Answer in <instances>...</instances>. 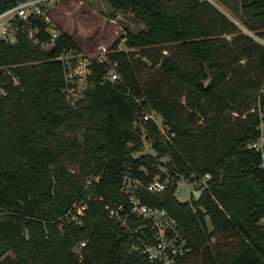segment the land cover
I'll use <instances>...</instances> for the list:
<instances>
[{"label": "trees", "instance_id": "16d2710c", "mask_svg": "<svg viewBox=\"0 0 264 264\" xmlns=\"http://www.w3.org/2000/svg\"><path fill=\"white\" fill-rule=\"evenodd\" d=\"M17 1L0 0V11ZM108 1L146 27L123 36L130 50L120 40L111 47L122 79L103 82L107 64L95 61L76 103L63 90L64 64L56 58L77 48L71 34L62 32L49 50L25 35L16 44L0 40V60L21 76L6 95L0 91V264H159L107 207L125 200L128 172L145 182L171 179L165 191L141 195L176 218L192 253L224 231L238 238L228 254L210 251L206 264H264V167L261 153L247 147L264 117V43L209 0ZM244 6L264 18V0ZM243 21L264 38V25ZM38 23L49 38L42 17ZM145 57L159 73L143 79ZM152 109L167 133L144 119ZM144 128L158 155H135L145 150ZM207 173L199 199L176 196L181 176ZM78 199L88 203L81 221L68 215Z\"/></svg>", "mask_w": 264, "mask_h": 264}, {"label": "built area", "instance_id": "2783aa9c", "mask_svg": "<svg viewBox=\"0 0 264 264\" xmlns=\"http://www.w3.org/2000/svg\"><path fill=\"white\" fill-rule=\"evenodd\" d=\"M60 1L18 0L12 3L8 8L0 11V40L16 44L25 35L40 49H51L61 34L53 26V9ZM209 1L215 2V0ZM40 17L46 23V30L50 32L49 38L43 39L39 34L38 19ZM102 49V53L90 58L79 54L77 48L64 47L56 56L64 64L66 84L63 90L69 101L73 103L79 101L82 97L78 95V92L84 95L89 86V75L92 73V65L95 61L107 64L103 82L122 79L119 62L110 56L112 51H109L106 46H103ZM14 67L15 65L3 63L0 60V91L3 95L8 93L7 84L9 82L15 85L21 82V76ZM81 83H84L85 86H81ZM157 114L155 109L146 110L144 111V119L152 118L159 122ZM162 125H164L163 121ZM161 128L164 132L168 130L166 125L161 126ZM258 130L260 132L259 137L250 141L247 147L261 153V165L264 167V117L258 125ZM211 177V173H207L202 178L194 179L192 182L196 189H201L206 186ZM98 179L99 176L94 177V180ZM92 180L93 178L88 181L87 186ZM170 183V178L163 179L160 176H155L150 181L145 182L142 178L128 172L124 175L122 186L125 200L119 203L115 202V205L107 204L110 215L122 222L131 237L135 239L136 247L145 253L151 261L159 264H175L194 250L190 238L181 229L176 218L165 207L147 204L142 198V190L152 194L161 193L167 189ZM126 205H131L130 210H127ZM87 207L88 203L85 200L78 199L73 203L68 215H71L76 221H81ZM85 244L86 240H82L76 245V249L80 250Z\"/></svg>", "mask_w": 264, "mask_h": 264}, {"label": "rangeland", "instance_id": "374dc122", "mask_svg": "<svg viewBox=\"0 0 264 264\" xmlns=\"http://www.w3.org/2000/svg\"><path fill=\"white\" fill-rule=\"evenodd\" d=\"M229 1L232 4L231 7L224 3L223 0H215L214 3L235 20L245 32L264 43V38L260 37L256 30L251 29L249 25L245 24L243 21L247 19L252 24L264 25V18H260L261 16L256 13V9L252 10L244 6V3L251 0ZM53 19V26L56 31L59 33L67 32L71 34L77 43L79 54L90 58L96 57L102 53L103 46H106L109 51H112V45L118 40H120L119 48H123L127 51L130 50L123 36L126 35L128 31L138 33L146 27L145 22L137 19L135 13L131 9L115 10L108 0H61L53 9ZM143 59L146 62L142 63L141 75L143 79H145V77L151 78L153 75H156V73H159L158 68L152 64L148 57ZM80 85L85 86L84 83ZM78 93L80 97L84 96L83 93ZM157 116L160 128L161 126H165L162 125V116L159 113ZM140 124L139 121H136L135 127ZM165 133H167V131H165ZM142 137L145 143V150L143 152H137L135 155L138 156L142 153H153L158 155V151L154 146V140L148 137L145 128ZM168 158L169 156H163L162 161L166 162ZM69 165L72 168L80 166V164L76 165L72 162ZM196 190L198 189H196L191 179L181 176L178 180L176 196L181 201L192 202L197 198L195 194ZM208 219H210V217H208ZM261 221L264 222L263 220ZM210 227L212 229V225ZM230 235V231L218 233L204 249L192 253L181 264H206L207 256L210 251L215 255L219 254L223 256L224 254H228L229 250L233 251L236 248L238 242L237 237Z\"/></svg>", "mask_w": 264, "mask_h": 264}, {"label": "water", "instance_id": "95a60500", "mask_svg": "<svg viewBox=\"0 0 264 264\" xmlns=\"http://www.w3.org/2000/svg\"><path fill=\"white\" fill-rule=\"evenodd\" d=\"M52 49H54V46L52 47ZM211 80H212L211 77H209L208 79L205 80L207 86L210 84ZM205 189H206V186L195 191L197 199H199L201 197V195L205 191Z\"/></svg>", "mask_w": 264, "mask_h": 264}, {"label": "crops", "instance_id": "0c3cea01", "mask_svg": "<svg viewBox=\"0 0 264 264\" xmlns=\"http://www.w3.org/2000/svg\"><path fill=\"white\" fill-rule=\"evenodd\" d=\"M223 1H224V3H226V4L228 3L227 0H223ZM228 5H229V4H228ZM229 6H230V5H229ZM230 7H231V6H230ZM262 220L264 221V217H263Z\"/></svg>", "mask_w": 264, "mask_h": 264}]
</instances>
